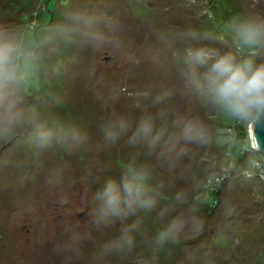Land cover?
I'll use <instances>...</instances> for the list:
<instances>
[{
	"label": "clouds",
	"instance_id": "9594fccd",
	"mask_svg": "<svg viewBox=\"0 0 264 264\" xmlns=\"http://www.w3.org/2000/svg\"><path fill=\"white\" fill-rule=\"evenodd\" d=\"M133 7L148 29L141 43L121 6L67 0L52 21L0 17V170L25 169L21 185L39 173L42 191L71 209L55 264H156L178 248L195 258L185 242L218 190L264 199V0H229L222 22L201 0L182 12L167 0ZM105 56L154 76L105 89ZM79 80L100 89L91 126L60 114ZM53 81L40 102L36 86ZM20 207L14 217L39 211L31 199Z\"/></svg>",
	"mask_w": 264,
	"mask_h": 264
},
{
	"label": "rangeland",
	"instance_id": "374dc122",
	"mask_svg": "<svg viewBox=\"0 0 264 264\" xmlns=\"http://www.w3.org/2000/svg\"><path fill=\"white\" fill-rule=\"evenodd\" d=\"M67 0H0V17L7 13L13 21H23L35 13L37 23L45 18L49 21L56 18L60 7ZM93 4L121 6L128 12L127 23L129 37L141 43L147 33V25L135 15L134 5L141 0H77ZM155 2V0H154ZM177 12H182L181 5L186 0H167ZM206 2L209 11L217 16V21L226 20L233 8L226 7L229 0H201ZM235 2V0H232ZM43 5V8L38 6ZM98 75L103 78L104 88L126 80L132 87L141 86L154 73L150 66L130 70L113 57L105 56L98 65ZM40 102H44L49 91L58 90V84L53 86H36ZM100 89L93 87L84 80L74 83L72 91L66 100V106L60 114L75 118L92 125V113L98 108L99 102L95 92ZM3 149H0L2 152ZM58 159L57 154L45 158V166H50ZM79 170L84 167V161L76 159L69 165ZM26 170L9 167L0 170V264H55L52 248L64 238L62 225L71 219L70 208L60 207L54 199L43 192L39 180L36 179L20 184V178ZM264 188V185L261 186ZM251 189L222 188L214 194L216 205H208L202 212L203 231L190 238L185 244L198 246L195 258H190L186 248L174 249L171 254H161L156 264H264V199L250 198ZM31 199L38 206L36 214L23 212L21 202ZM226 208L231 215H226ZM82 218V214H77Z\"/></svg>",
	"mask_w": 264,
	"mask_h": 264
}]
</instances>
